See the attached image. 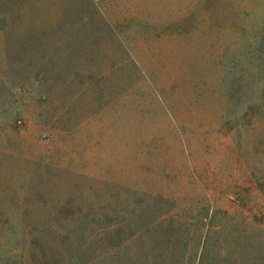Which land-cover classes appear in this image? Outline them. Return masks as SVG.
Segmentation results:
<instances>
[{"label": "rangeland", "instance_id": "374dc122", "mask_svg": "<svg viewBox=\"0 0 264 264\" xmlns=\"http://www.w3.org/2000/svg\"><path fill=\"white\" fill-rule=\"evenodd\" d=\"M0 264H264V0H0Z\"/></svg>", "mask_w": 264, "mask_h": 264}]
</instances>
